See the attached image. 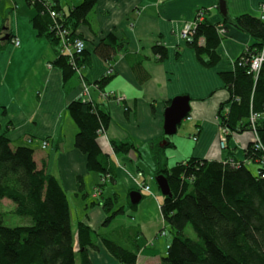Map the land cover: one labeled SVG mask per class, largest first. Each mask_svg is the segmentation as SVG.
Returning a JSON list of instances; mask_svg holds the SVG:
<instances>
[{
  "label": "crops",
  "instance_id": "0c3cea01",
  "mask_svg": "<svg viewBox=\"0 0 264 264\" xmlns=\"http://www.w3.org/2000/svg\"><path fill=\"white\" fill-rule=\"evenodd\" d=\"M82 1L60 0L62 12L69 13ZM263 2L226 0L228 16H259ZM218 5L219 0H97L88 22H81L77 29L90 53L83 57L84 79L75 72L65 80L62 69L54 64L61 43H52L33 26L37 7L28 0H0V38L10 35L2 40L6 42L0 52V134L7 131L13 146L32 147L38 166H45L48 173L60 180L68 199L71 195L85 205V214L79 221L99 233L122 196L130 198L131 191L139 190L142 200L128 215L137 223L134 237L141 247L137 264H161L171 240L168 234L159 235L165 228L163 201L152 186L156 195L141 187L143 180L151 185L152 177L147 176L141 161H146L154 171L153 143L160 141L166 146L168 141L172 142L174 146L166 148L165 153L167 159L172 156L178 162L191 157L221 161L229 156L228 149L221 148L219 141L218 110L229 98L221 72L234 70L236 61L258 40L233 24H223ZM202 9L207 10L208 19L226 29L218 48L221 60L212 67L201 64L195 49L181 37L185 25L194 22ZM109 33L112 38H107ZM15 38L19 45L13 42ZM122 38L123 47L113 50V59H104L96 52L102 41L116 46ZM156 43L167 46L168 55L162 60L153 52ZM109 73L115 77L103 90L123 96L121 102L104 95L96 86ZM83 80L89 84L88 95L82 94ZM179 95L191 97V112L186 123L180 125L188 134L169 137L164 130L165 109ZM75 99L93 100L110 114L109 125L97 140L116 164L115 179L109 173L103 181V176L89 170L87 155L75 146L79 128L67 108ZM251 140V131L234 133L228 140V145L235 149L234 155L248 165L256 163L244 155ZM44 141H48L45 148ZM112 141L133 144L138 150L116 153ZM109 180H121L117 185L121 187L104 189ZM97 187H102L98 195ZM88 199L90 203H86ZM106 199L112 202L108 211L103 206ZM128 206L129 202H124L117 209L126 213ZM98 253H102L98 264H102V259L119 264L102 244ZM92 254L96 261L97 252Z\"/></svg>",
  "mask_w": 264,
  "mask_h": 264
},
{
  "label": "trees",
  "instance_id": "16d2710c",
  "mask_svg": "<svg viewBox=\"0 0 264 264\" xmlns=\"http://www.w3.org/2000/svg\"><path fill=\"white\" fill-rule=\"evenodd\" d=\"M28 1L38 9L33 26L39 35L47 36L54 44H60V38L52 27L51 10L58 14V23L70 30L73 39L83 38L78 26L88 22V14L97 2L83 0L69 13H63L60 0ZM202 10L204 17L198 20L192 39L186 42L195 49L201 64L212 67L221 60L218 48L223 36L218 25L207 18V10ZM228 23L258 40L236 61L234 70L221 72L229 98L220 104L218 118L220 125L230 128V140L234 133L254 131L251 111L264 110V65L256 79L249 73L252 55L264 47V20L260 16L241 14L235 19L224 17L223 24ZM111 35L109 33L107 38H112ZM124 41L123 38L118 41V46L102 41L96 52L111 60L113 50L123 47ZM5 42L0 38V52ZM153 52L161 60L168 55L167 46L162 43H156ZM58 54L54 64L62 69L67 80L77 70L62 49ZM89 54L85 48L77 57L81 69L83 57ZM114 77V74H106L96 85L103 90ZM67 108L79 128L75 146L87 155L89 170L101 177L110 173L115 179L116 164L97 140L98 130L107 129L110 114L90 99H75ZM255 128L264 145V118L256 121ZM252 144V141L248 144L244 155L257 163L262 152L252 148ZM112 145L116 153L138 150L127 142L112 141ZM170 146H174L170 141L166 146L159 141L152 147L154 175L164 174L172 190V195H164L161 205L165 228L169 227L173 233L161 264H264L263 167L253 173L244 159L234 155L231 145L227 146L226 160L191 157L169 166L165 150ZM34 155L35 150L28 145L13 146L7 131L0 134V264H78V260L80 264H97L92 252L100 251V244L119 264H137L141 247L136 237L127 243L129 235L106 236L82 221L77 224L75 236L65 188L45 166H38ZM103 184L101 182L100 186ZM4 200L14 203L10 212L25 216V224L5 223L9 210L4 209ZM111 203L110 199L103 201L105 210H110ZM129 205L137 207L131 201ZM121 213L122 208L113 211L105 223ZM188 225L195 230V238L187 235Z\"/></svg>",
  "mask_w": 264,
  "mask_h": 264
},
{
  "label": "built area",
  "instance_id": "2783aa9c",
  "mask_svg": "<svg viewBox=\"0 0 264 264\" xmlns=\"http://www.w3.org/2000/svg\"><path fill=\"white\" fill-rule=\"evenodd\" d=\"M199 17L197 16L194 22L187 23L181 32V37L184 40H190L192 39V36L194 34L195 28L197 26L198 20H202L204 17V11L200 10L199 11ZM51 15L53 16V28L56 30L57 35L60 38V43H61V49L62 52L65 53L73 67L77 70L78 73L81 74L82 78L84 79L82 75V69L77 63V57L84 51L86 48V41L83 38H74L69 35L70 30L66 27H63L61 24H59L57 16L58 14L54 11L51 10ZM198 15V14H197ZM263 20H264V2L261 4V11L259 15ZM220 34L223 36L226 32L225 27L223 26H218ZM13 42H15L16 45H19L20 41L19 39H13ZM264 65V47L261 51H258L257 53L253 54L251 59H250V66H249V73H252L254 78L256 79ZM112 70V69H111ZM110 70V72H111ZM97 86V85H96ZM98 87V86H97ZM89 84L83 80V95H88L89 94ZM102 93L107 96H113L118 102H121L124 97L123 96H117L114 92H106L102 90ZM264 118V110L262 112H257V111H251V116H250V121L252 123V126L254 128V134H256L258 139H255L253 141L255 143V150L259 151V149L264 150V145L262 144L258 134L256 133V128H255V123L258 119ZM104 127H101L98 130V133L104 132ZM220 146L221 148H226L228 144V136L230 132V128L227 125H221L220 126ZM48 145V141H44L42 144V147L45 148ZM258 163L260 164L262 169V176L264 177V151L261 155V157H258ZM231 164H235L234 161ZM141 174V173H139ZM105 180V178L103 179ZM141 187H143L146 191L152 192L151 186L146 182V180H143L141 183ZM98 192V191H97ZM159 235H166V230L161 229L159 232Z\"/></svg>",
  "mask_w": 264,
  "mask_h": 264
},
{
  "label": "rangeland",
  "instance_id": "374dc122",
  "mask_svg": "<svg viewBox=\"0 0 264 264\" xmlns=\"http://www.w3.org/2000/svg\"><path fill=\"white\" fill-rule=\"evenodd\" d=\"M186 123V119L183 121V124ZM180 127V126H179ZM182 127V125H181ZM179 128L178 129V132L174 135H178V137H182L183 135L185 137H187L186 135L188 134L187 131H184L183 128ZM231 132V130H230ZM245 132V131H244ZM242 132V133H244ZM249 132V131H248ZM252 132V142L255 141V139H258L256 134H254V131H251ZM231 134V133H229ZM237 134H240L239 132ZM174 135H171L169 137H172ZM177 139V138H175ZM255 146V143L253 142L252 144V148ZM168 148H172L171 146L168 147ZM248 148V146L244 149L246 150ZM264 150H261V152L263 153ZM170 153V151H169ZM179 159H175L173 158L172 156L168 159V164H170L169 166L171 165H175L177 162H178ZM148 162H151V159L148 160ZM141 164L142 166L145 168L146 172H147V176L148 177H152V180H151V186L153 188V190L156 192V194L159 195V199L161 201L164 200V195L162 194L156 180H155V177L156 175H154V171H153V168L148 164L146 163V161H141ZM258 168H260V164L259 163H252L250 162L249 163V169L253 172V173H258ZM122 181L121 180H118L116 183H113L112 181L109 180V182H107L105 185H104V189L107 188V187H113V186H116V187H121V186H117L119 184H121ZM69 200H70V206H71V213H72V225H73V230L75 232V236L77 237V224H78V221L83 217V215L85 214V209H84V206L83 203L81 202V200L79 201H76L73 199V197H71V195L69 196ZM130 201V198L127 197V196H122L121 198V201L119 202V205L117 206L120 207L124 202H126V204ZM91 202V199H88L86 201V203H90ZM4 209L5 210H9V213L6 215L5 217V223L7 225H20V224H25L27 222H25V219L26 217L25 216H21V215H17V214H14L12 212H10V210L12 208L15 207L14 203L10 200H4ZM117 208L113 209V210H117ZM135 208H130L129 206L127 207V211L126 213H121V214H117L116 216H114L113 218L110 219V221L106 224V225H103V227L101 228V234H104L106 236H113V237H116L117 235L119 237H124L125 235L128 236V239H127V243H130L134 236H135V232H136V227H137V223L135 221H131L129 218H128V215H130L131 212L135 211L133 210ZM112 213L110 212V215ZM135 218V217H134ZM114 219V221L112 222V220ZM131 223V224H129ZM166 225V224H165ZM164 226V225H163ZM162 229H165L167 231L166 235L168 234V237L171 239L172 236H173V233L171 231V229L168 227L167 229L166 228H162ZM186 233L187 235H189L190 237L192 238H195L196 237V232L195 230L193 229V227L191 225H188L187 228H186ZM77 245V244H76ZM169 247V245H168ZM167 247V249H168ZM102 253H98L96 255H98V260L96 259L97 261V264L100 263L99 260ZM102 264H111V263H108L106 260L102 259ZM78 264H80V261L78 260ZM138 264H142L141 262L138 263Z\"/></svg>",
  "mask_w": 264,
  "mask_h": 264
},
{
  "label": "water",
  "instance_id": "95a60500",
  "mask_svg": "<svg viewBox=\"0 0 264 264\" xmlns=\"http://www.w3.org/2000/svg\"><path fill=\"white\" fill-rule=\"evenodd\" d=\"M221 14L228 16L226 0H219L218 5ZM9 35L2 37L5 40ZM191 112V97L189 95H179L172 99L171 104L165 109L164 130L167 135H173L178 131V127L183 123ZM155 180L165 196L172 195V190L168 178L164 174L156 175ZM142 200V193L139 190L130 192V201L133 205H138Z\"/></svg>",
  "mask_w": 264,
  "mask_h": 264
},
{
  "label": "bare ground",
  "instance_id": "6f19581e",
  "mask_svg": "<svg viewBox=\"0 0 264 264\" xmlns=\"http://www.w3.org/2000/svg\"><path fill=\"white\" fill-rule=\"evenodd\" d=\"M262 70V69H261Z\"/></svg>",
  "mask_w": 264,
  "mask_h": 264
}]
</instances>
